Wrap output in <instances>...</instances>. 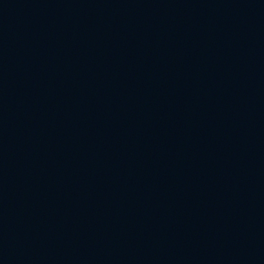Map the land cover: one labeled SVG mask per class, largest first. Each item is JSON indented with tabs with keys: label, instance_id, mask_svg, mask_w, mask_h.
Wrapping results in <instances>:
<instances>
[{
	"label": "water",
	"instance_id": "obj_1",
	"mask_svg": "<svg viewBox=\"0 0 264 264\" xmlns=\"http://www.w3.org/2000/svg\"><path fill=\"white\" fill-rule=\"evenodd\" d=\"M0 264H264V0H0Z\"/></svg>",
	"mask_w": 264,
	"mask_h": 264
}]
</instances>
